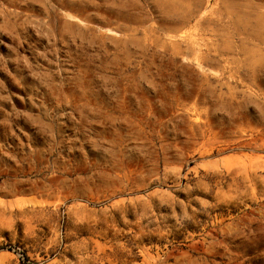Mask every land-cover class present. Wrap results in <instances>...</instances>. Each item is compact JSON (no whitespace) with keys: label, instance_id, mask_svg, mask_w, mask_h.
Here are the masks:
<instances>
[{"label":"rangeland","instance_id":"374dc122","mask_svg":"<svg viewBox=\"0 0 264 264\" xmlns=\"http://www.w3.org/2000/svg\"><path fill=\"white\" fill-rule=\"evenodd\" d=\"M0 264H264V0H0Z\"/></svg>","mask_w":264,"mask_h":264}]
</instances>
